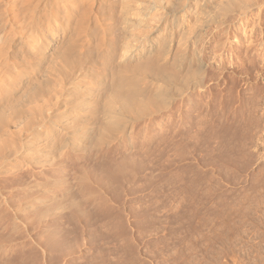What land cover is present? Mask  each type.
I'll return each mask as SVG.
<instances>
[{"label":"bare ground","instance_id":"1","mask_svg":"<svg viewBox=\"0 0 264 264\" xmlns=\"http://www.w3.org/2000/svg\"><path fill=\"white\" fill-rule=\"evenodd\" d=\"M260 32L264 0H0V191L102 188L128 161L101 153L114 143L174 126V145L198 151L202 125L246 126L227 112Z\"/></svg>","mask_w":264,"mask_h":264},{"label":"rangeland","instance_id":"2","mask_svg":"<svg viewBox=\"0 0 264 264\" xmlns=\"http://www.w3.org/2000/svg\"><path fill=\"white\" fill-rule=\"evenodd\" d=\"M260 33L253 39L264 41ZM261 51L253 50L257 72L244 76L241 101L227 112L249 120L247 128L196 131L210 138L227 130L230 142L205 138L196 157L174 145V126L152 127L129 146L114 143L101 152L128 159L109 186L78 190L58 178L60 187L45 190L1 189L0 264H264ZM17 192L31 195L29 207L25 198L15 201ZM85 197L91 202L72 203Z\"/></svg>","mask_w":264,"mask_h":264}]
</instances>
